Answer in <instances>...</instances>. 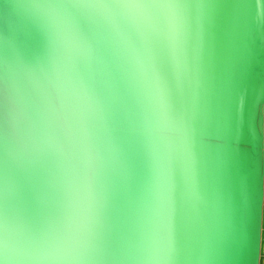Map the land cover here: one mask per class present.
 Instances as JSON below:
<instances>
[{"label": "water", "instance_id": "water-1", "mask_svg": "<svg viewBox=\"0 0 264 264\" xmlns=\"http://www.w3.org/2000/svg\"><path fill=\"white\" fill-rule=\"evenodd\" d=\"M264 0H0V264H262Z\"/></svg>", "mask_w": 264, "mask_h": 264}, {"label": "bare ground", "instance_id": "bare-ground-1", "mask_svg": "<svg viewBox=\"0 0 264 264\" xmlns=\"http://www.w3.org/2000/svg\"><path fill=\"white\" fill-rule=\"evenodd\" d=\"M263 223H264V219H263ZM262 249H263V253H262V264H264V228H263V242H262Z\"/></svg>", "mask_w": 264, "mask_h": 264}]
</instances>
